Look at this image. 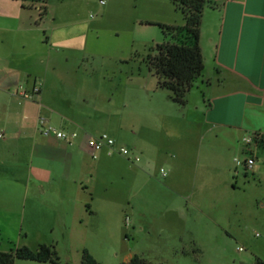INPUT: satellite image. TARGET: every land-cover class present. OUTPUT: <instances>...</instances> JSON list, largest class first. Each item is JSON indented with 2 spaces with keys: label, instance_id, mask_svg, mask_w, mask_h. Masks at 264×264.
Listing matches in <instances>:
<instances>
[{
  "label": "crops",
  "instance_id": "0c3cea01",
  "mask_svg": "<svg viewBox=\"0 0 264 264\" xmlns=\"http://www.w3.org/2000/svg\"><path fill=\"white\" fill-rule=\"evenodd\" d=\"M216 1L200 20L202 75L180 105L154 75L152 85L139 86L110 65L86 67L85 59L99 52L95 39L88 36L86 50L78 29L55 28L66 24L65 0H47L42 15L22 0H0V210L62 231L66 243L87 236L101 242L113 237L125 203L134 227L135 213L154 198L162 218L185 222L181 234L166 235L177 244L210 236L213 226L197 222L194 211L216 229L219 223L199 183L217 180L227 190L239 142L247 151L242 138L264 132V0ZM33 87L39 92L22 98L20 91ZM39 115L77 137L68 143L41 134ZM103 132L139 160L106 148L91 157L85 139ZM252 150L264 156V148ZM57 242L50 237L39 245Z\"/></svg>",
  "mask_w": 264,
  "mask_h": 264
},
{
  "label": "rangeland",
  "instance_id": "374dc122",
  "mask_svg": "<svg viewBox=\"0 0 264 264\" xmlns=\"http://www.w3.org/2000/svg\"><path fill=\"white\" fill-rule=\"evenodd\" d=\"M54 1L50 0L51 3ZM65 5L62 12L67 8L63 12L66 24L55 25V28L63 26L61 32L78 29L85 36L86 50L88 39H95V48L99 52L85 59L86 67L93 64L101 69L110 65L126 77L127 83L139 86L153 84L147 55L151 53V47L165 40L158 24L170 25L174 23L173 19L177 21L175 23H184L181 11L171 0H103V3L100 0H65ZM239 146V152L231 159L234 177L227 190L217 180L200 181L198 185H203L200 194L219 223L216 229L211 220L194 211L197 222L201 219L204 224L213 226L210 236L204 238L203 233L200 236L197 229L199 240L189 242L186 239L185 243L177 244L175 237L166 235L181 234L185 222L162 218L160 206L151 198L149 204L141 208L144 214L140 208L135 213L134 227L130 226L132 215L125 203L127 209L123 208L119 214L120 224L110 231L113 237L101 242L87 236L82 243L74 239L66 243L61 239L62 231L52 232L42 224L38 228L27 225L22 223V213L0 210V251H10L21 245L34 250L40 240L48 241L54 237L58 240L57 246L54 245L59 257L57 263L17 258L14 264H80L85 249L104 264H120L129 254H141L149 264H253L257 258L264 261V156L255 151L257 161L253 169L256 171L246 172L234 161V157L239 160L248 157L241 142ZM158 179L162 180L161 177ZM209 191L211 198L207 197ZM126 217L129 218L128 226L125 225ZM140 222L143 223L141 230L138 229ZM125 227L128 228L127 236L124 235ZM160 228L170 232L164 233ZM199 229L202 231V226ZM183 250L188 254H183Z\"/></svg>",
  "mask_w": 264,
  "mask_h": 264
},
{
  "label": "trees",
  "instance_id": "16d2710c",
  "mask_svg": "<svg viewBox=\"0 0 264 264\" xmlns=\"http://www.w3.org/2000/svg\"><path fill=\"white\" fill-rule=\"evenodd\" d=\"M30 6L47 0H22ZM181 11L182 25L158 24L165 40L151 47L147 55L149 69L156 77L157 86L170 92V99L180 105L186 102V94L203 72V57L199 46L200 20L206 7L217 5L216 0H171ZM42 13V14H43ZM36 262H58V254L53 245L41 244L36 249L26 245L17 246L10 251H0V264H14L15 259ZM80 264H102L86 249L82 252ZM120 264H149L141 255L134 254L127 262ZM253 264H264L257 258Z\"/></svg>",
  "mask_w": 264,
  "mask_h": 264
},
{
  "label": "built area",
  "instance_id": "2783aa9c",
  "mask_svg": "<svg viewBox=\"0 0 264 264\" xmlns=\"http://www.w3.org/2000/svg\"><path fill=\"white\" fill-rule=\"evenodd\" d=\"M100 3H103V0H100ZM40 15L43 13V9L45 6V2L41 1L38 2L34 5ZM39 92L38 87H33L31 91H25L21 90L20 94L22 98L24 99H31L35 94ZM37 130L43 134V135H49L53 134L56 138L60 140H64L68 143H71L78 135L76 131H65L62 129H58L54 127L53 125L49 124L47 118L43 115H39L37 119ZM4 137L3 133L0 131V139ZM243 143L247 146L248 150V157L239 160L237 158L234 159L235 163L237 165H241L245 171H250L252 172L253 166L256 161V157L253 153L252 148L254 147H259V148H264V132H253L251 134H248L242 138ZM88 151L91 155V157H96V154L99 150L102 148H106L108 153H118L124 157H126L129 160L132 161H138L139 157L138 156H132V151L130 148H128L125 145L121 146H116V142L114 138H112L110 135L107 133H100L97 136H87L85 139ZM161 171H163L161 169ZM125 225H129V218L126 217L125 219Z\"/></svg>",
  "mask_w": 264,
  "mask_h": 264
}]
</instances>
